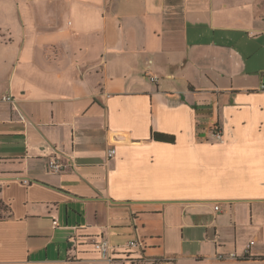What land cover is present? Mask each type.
Masks as SVG:
<instances>
[{"label":"crops","instance_id":"1","mask_svg":"<svg viewBox=\"0 0 264 264\" xmlns=\"http://www.w3.org/2000/svg\"><path fill=\"white\" fill-rule=\"evenodd\" d=\"M262 83L264 0H0V264H264Z\"/></svg>","mask_w":264,"mask_h":264},{"label":"built area","instance_id":"2","mask_svg":"<svg viewBox=\"0 0 264 264\" xmlns=\"http://www.w3.org/2000/svg\"><path fill=\"white\" fill-rule=\"evenodd\" d=\"M156 78H157L156 76H153V75L151 76V80L152 81H156ZM260 90L264 91V83H262V85L260 86ZM2 100L6 101V102H11L12 98L8 95V96L3 97ZM212 135H213V137L216 140L221 141L222 136H221V133L217 129L214 131V133ZM113 155H114V150L113 149L109 150L108 151V157H112ZM48 169L52 170L53 172H60L61 171V166L54 159H50L48 161ZM24 183H27V181H25ZM139 246L140 245H139L138 242H133V241L129 242L127 244L128 249L138 248ZM94 248L97 251H99L102 255H104V256L108 255L107 252L109 250V246H108V244L105 241L101 240L100 242L95 243L94 244ZM230 257L234 258L235 255L231 254Z\"/></svg>","mask_w":264,"mask_h":264},{"label":"trees","instance_id":"3","mask_svg":"<svg viewBox=\"0 0 264 264\" xmlns=\"http://www.w3.org/2000/svg\"><path fill=\"white\" fill-rule=\"evenodd\" d=\"M151 138L154 140V141H158V142H167V143H171L173 142V138L170 137V136H166V135H163V134H158V133H152L151 134Z\"/></svg>","mask_w":264,"mask_h":264}]
</instances>
